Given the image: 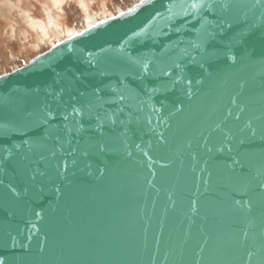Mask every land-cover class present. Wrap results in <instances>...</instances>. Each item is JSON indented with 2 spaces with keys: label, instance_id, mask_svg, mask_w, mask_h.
Wrapping results in <instances>:
<instances>
[{
  "label": "water",
  "instance_id": "1",
  "mask_svg": "<svg viewBox=\"0 0 264 264\" xmlns=\"http://www.w3.org/2000/svg\"><path fill=\"white\" fill-rule=\"evenodd\" d=\"M0 264H264V0H143L1 75Z\"/></svg>",
  "mask_w": 264,
  "mask_h": 264
},
{
  "label": "rangeland",
  "instance_id": "2",
  "mask_svg": "<svg viewBox=\"0 0 264 264\" xmlns=\"http://www.w3.org/2000/svg\"><path fill=\"white\" fill-rule=\"evenodd\" d=\"M47 1L18 0L10 8L8 1L7 3L5 0H0V21L4 24V27L0 26V34L6 31L14 37L17 68L24 66L38 55L48 51L52 47L51 43L54 46L67 39L69 36L66 35V29L73 31V35L84 30L87 27L86 14L82 8L84 3L89 4L90 16L95 21L94 24H96V22H102L131 10L143 0H66L61 10H54V6L51 7ZM45 6H49L50 10H53L50 12V15L46 14L47 7L45 8ZM44 9H46V12ZM31 17L44 20L47 24L49 23L47 26L50 28V32L48 31L50 34L45 37L46 39L43 38L40 30L37 31V29L35 30V28L30 27ZM51 19H55L54 23L51 22ZM54 28L57 29L56 32L53 30Z\"/></svg>",
  "mask_w": 264,
  "mask_h": 264
},
{
  "label": "crops",
  "instance_id": "3",
  "mask_svg": "<svg viewBox=\"0 0 264 264\" xmlns=\"http://www.w3.org/2000/svg\"><path fill=\"white\" fill-rule=\"evenodd\" d=\"M47 3L51 7H53L55 4L53 0H48ZM11 7L12 6L10 5V8ZM46 7L49 10L51 9V8H49V6H45V8ZM0 9H1V7H0ZM53 9L55 10L56 8L54 7ZM44 11L46 12V9H44ZM51 11H53V10H50V12ZM46 14H47V12H46ZM41 21H44V20H41ZM0 26L4 27V24L2 21H0ZM30 27H31V25H30ZM14 40H15L14 37H12V35H9L6 31H4V33L1 32V34H0V76L17 69V66H16L17 65V58L15 55L16 50L14 49L15 48V45H14L15 41ZM13 53H14V55H13ZM11 57H13V58H11Z\"/></svg>",
  "mask_w": 264,
  "mask_h": 264
},
{
  "label": "bare ground",
  "instance_id": "4",
  "mask_svg": "<svg viewBox=\"0 0 264 264\" xmlns=\"http://www.w3.org/2000/svg\"><path fill=\"white\" fill-rule=\"evenodd\" d=\"M9 2V4L11 5V6H13L15 3H17V1L18 0H5V2ZM54 1V7L57 9V10H61L62 9V7H63V5H64V3L66 2V0H53ZM7 2V3H8ZM84 3V2H83ZM2 4V3H1ZM1 7V6H0ZM82 8H83V10H84V13L86 14V25H87V27L86 28H88V27H90V26H93L94 25V23H95V21L93 20V18L90 16V13H89V4H87V3H84L83 4V6H82ZM47 9V14H49L50 15V10L48 9V8H46ZM22 10V9H21ZM94 17V16H93ZM49 18H50V16H49ZM54 21H55V19H51V22H53L54 23ZM50 22V21H49ZM57 22V21H56ZM53 23H52V25H53ZM97 23V22H96ZM30 25H31V27L32 28H35V30L37 29V31L38 30H40L41 31V33H42V36H43V38L44 39H46L45 37L46 36H48V34H50L49 32H50V28H48V26L47 25H49V23L47 24L45 21H41V20H37V19H34V18H30ZM59 27H60V25H58ZM56 27H57V25H56ZM62 28V27H61ZM85 28V29H86ZM84 29V30H85ZM53 30H55V32H56V30L57 29H53ZM52 30V31H53ZM58 30H60L59 28H58ZM62 30H63V28H62ZM77 30V29H76ZM36 31V32H37ZM49 31V32H48ZM60 32V31H59ZM72 32L73 31H70V30H67L66 29V35L67 36H69V37H67V38H70V37H73L74 35L72 34ZM58 33V32H57ZM64 34V33H63ZM71 35H73V36H71ZM76 35V34H75ZM50 36V35H49ZM52 36V35H51ZM44 41V40H43ZM56 43V42H55ZM52 44V47H53V43H51ZM56 45V44H55ZM54 45V46H55Z\"/></svg>",
  "mask_w": 264,
  "mask_h": 264
},
{
  "label": "snow or ice",
  "instance_id": "5",
  "mask_svg": "<svg viewBox=\"0 0 264 264\" xmlns=\"http://www.w3.org/2000/svg\"><path fill=\"white\" fill-rule=\"evenodd\" d=\"M75 111H77V112H78L79 110H78V109H75ZM65 118H66V117H65Z\"/></svg>",
  "mask_w": 264,
  "mask_h": 264
}]
</instances>
